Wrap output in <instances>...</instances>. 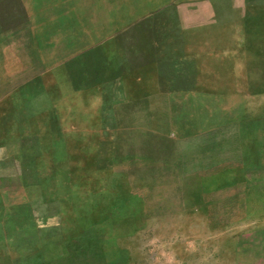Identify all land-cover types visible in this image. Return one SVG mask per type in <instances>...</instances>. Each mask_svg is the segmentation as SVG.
<instances>
[{
    "label": "rangeland",
    "instance_id": "374dc122",
    "mask_svg": "<svg viewBox=\"0 0 264 264\" xmlns=\"http://www.w3.org/2000/svg\"><path fill=\"white\" fill-rule=\"evenodd\" d=\"M206 199L264 264V0H0V264H204Z\"/></svg>",
    "mask_w": 264,
    "mask_h": 264
},
{
    "label": "crops",
    "instance_id": "0c3cea01",
    "mask_svg": "<svg viewBox=\"0 0 264 264\" xmlns=\"http://www.w3.org/2000/svg\"><path fill=\"white\" fill-rule=\"evenodd\" d=\"M147 14L141 15L139 17H134L133 19H145L147 18ZM135 20V21H137ZM134 21V22H135ZM127 24L126 28L131 25L130 23ZM124 24V25H125ZM123 27V26H122ZM149 33V30L146 29ZM120 34V33H117ZM147 49H149V53H144L145 55H141L135 60H147L146 58L149 57L150 51L153 53V57H157L153 62L149 63V61L146 62H134L133 65L130 67H125L124 70H122L121 75L119 79H116V82H121L123 79L127 82L131 81V79H135L134 81H131L130 83H138L142 84L137 88L136 90H132V92L136 93L137 97H149L152 94V90H149V82L153 81L156 83V85L161 84L164 81L163 77V71L161 66H163V58H160L158 56L159 52V44L158 43H150L146 44ZM165 57V56H164ZM190 57V56H189ZM180 58V57H179ZM146 67V68H145ZM140 68V69H139ZM146 70V71H144ZM120 75V76H121ZM151 79V80H150ZM142 86V87H141ZM133 88V87H131ZM158 88V87H157ZM158 91V90H157ZM218 159H211L208 163L212 162L211 164L212 168L214 167V170H218L220 168V164L225 163L224 161L216 162ZM207 162V161H206ZM224 175H221L223 178ZM231 177H228L226 179H229ZM231 187L237 188L234 184L230 185ZM226 189V188H225ZM238 189V188H237ZM240 193L232 196L227 201L231 202L230 204H239ZM243 203V202H242ZM241 203V206H242ZM214 202L204 201L203 203H199V206L194 207L195 212L203 213L205 216L204 224L206 227V239L203 242H200L197 246L198 250H195L193 253L195 254V258H197L199 255L204 261V264H211L213 260H218L216 264H239V259L241 258V251L238 249V245L235 247L234 244L238 241L240 238V221L237 222L236 220H232L229 218H225L224 215L220 217V219H216L217 216L214 214ZM222 209L223 206L221 207ZM232 209V208H231ZM251 209V208H250ZM216 210V209H215ZM232 221V222H229ZM218 243L220 248L221 246L226 245L225 248L214 251L213 247L214 244ZM199 251V252H198Z\"/></svg>",
    "mask_w": 264,
    "mask_h": 264
}]
</instances>
